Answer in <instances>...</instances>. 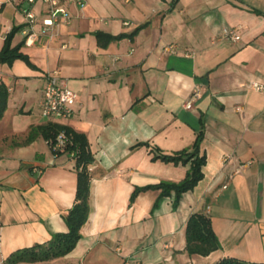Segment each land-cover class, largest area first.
<instances>
[{
    "label": "crops",
    "instance_id": "obj_1",
    "mask_svg": "<svg viewBox=\"0 0 264 264\" xmlns=\"http://www.w3.org/2000/svg\"><path fill=\"white\" fill-rule=\"evenodd\" d=\"M59 0L70 23L49 37L41 24L31 45L25 11L39 19L41 0H0V50L12 45L34 67L0 64L8 91L0 118V264L16 250L67 231L77 176L67 154L53 156L39 128L55 123L86 137L89 213L69 253L15 264H216L226 257L264 262V93L247 88L264 77V0ZM238 27L240 40L222 36ZM102 32L119 38L98 43ZM56 73L77 93L69 118L41 115L46 78ZM198 89L191 109L185 102ZM201 132L203 178L173 196L137 187L178 183L186 164L153 159L156 151L191 150ZM247 164L232 175L235 168ZM223 186H226L224 188ZM192 213L210 217L220 248L185 251Z\"/></svg>",
    "mask_w": 264,
    "mask_h": 264
},
{
    "label": "trees",
    "instance_id": "obj_2",
    "mask_svg": "<svg viewBox=\"0 0 264 264\" xmlns=\"http://www.w3.org/2000/svg\"><path fill=\"white\" fill-rule=\"evenodd\" d=\"M177 0H173V3ZM18 28L12 29L4 38L3 47L0 50V64H11L16 59L23 60L27 65L34 67L28 56L20 51L23 43L12 45V39ZM102 32L96 34L99 44L106 45L111 39L119 38ZM8 91L0 84V118L6 108ZM43 137L47 141H54L60 132L66 135V146L60 154H67L74 160V168L77 176L75 202L64 216L67 231L54 234L45 243L35 244L14 251L8 258L7 264L18 262L46 261L52 258L62 257L69 253L76 246L81 238L80 230L85 224L89 213V184L91 174L89 165L93 162V156L89 150L86 137L76 133L66 126L48 123L39 128ZM202 133L196 135L191 150H182L172 154H162L156 151L153 159L160 158L165 162L184 163L189 162V169L183 180L178 183L159 182L153 185L137 187L131 194V202L136 195L147 189L159 190L158 200L163 197L173 196V208H177L182 195L192 190L203 178L202 166L205 164V156L200 155V142ZM220 248L218 238L213 231L211 219L203 213H192L185 226V251L191 255L207 256L211 252ZM216 264H264V262H249L237 258L226 257L219 260Z\"/></svg>",
    "mask_w": 264,
    "mask_h": 264
},
{
    "label": "built area",
    "instance_id": "obj_3",
    "mask_svg": "<svg viewBox=\"0 0 264 264\" xmlns=\"http://www.w3.org/2000/svg\"><path fill=\"white\" fill-rule=\"evenodd\" d=\"M35 0H28L29 3H33ZM46 6L47 10L45 16L39 19L38 16L31 10L25 11V19L28 29H25L24 33L25 44L31 45L38 36L34 26L41 24L42 33L51 37L54 30L61 24L70 23V15L67 8L59 3V0H41ZM76 4L81 5V0H73ZM224 38L231 41H239L240 34L238 27H224L221 31ZM247 88L264 93V77L261 79H253L248 81ZM201 91L195 89L185 102V108L191 109L193 102L200 96ZM77 101V93L69 89L65 82L57 76L56 73L50 74L46 78V83L43 90V96L40 103L41 115L47 119H64L73 115V107ZM66 135L64 132H60L54 141H48L52 149L53 156H58L59 152H62L66 146ZM247 164H241L235 168L232 175L241 172V170ZM90 170V169H89ZM226 188V186H223Z\"/></svg>",
    "mask_w": 264,
    "mask_h": 264
}]
</instances>
